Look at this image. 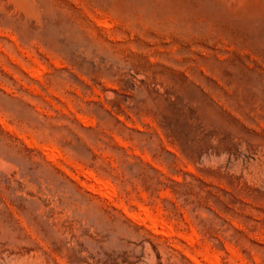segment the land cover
I'll return each instance as SVG.
<instances>
[{
  "label": "rangeland",
  "instance_id": "obj_1",
  "mask_svg": "<svg viewBox=\"0 0 264 264\" xmlns=\"http://www.w3.org/2000/svg\"><path fill=\"white\" fill-rule=\"evenodd\" d=\"M0 264H264V0H0Z\"/></svg>",
  "mask_w": 264,
  "mask_h": 264
}]
</instances>
